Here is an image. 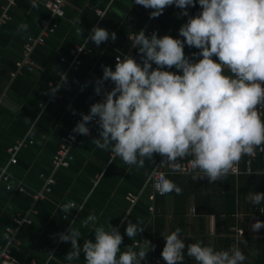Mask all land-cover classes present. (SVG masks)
<instances>
[{"label":"crops","instance_id":"crops-1","mask_svg":"<svg viewBox=\"0 0 264 264\" xmlns=\"http://www.w3.org/2000/svg\"><path fill=\"white\" fill-rule=\"evenodd\" d=\"M46 1L36 0L39 7L33 8L32 0H14L9 9L11 19L1 27L0 172L6 168L12 189L21 184L24 191H7L0 181V251L4 248L21 264H86L83 253L78 260H66L71 242H60L59 234L70 226L79 229L82 236L78 243L82 246L85 240H95V227L103 226L108 230L111 224L123 237L121 251L129 247L139 251L144 246L143 240L154 246H150L141 264H152L154 257H162L163 234H171L176 228L181 229L186 245L199 242L215 251L238 247L246 256L244 264H264V228L258 232L251 228L256 220L264 221L263 205L259 212H254L247 199L249 212H245L242 202L245 211L241 206L233 216L225 215L227 203L223 191L229 187L228 177L234 175L210 183L207 178L193 180L192 176L177 174L179 176L169 180L182 192L157 195L148 178L160 154L154 153L153 159L146 160L142 168L129 166L114 152L102 150L92 142L94 137H99V126L95 122L88 125L90 135H82L80 144L73 149L69 167L53 169L52 157L62 138L73 132L78 115L88 112L96 81L103 75L102 66L115 70V57L126 54L142 63L138 49L128 43V35L144 30L148 36L155 32L158 37L170 35L183 41L179 28L189 17L179 15L181 9L172 5L148 22L145 7L134 4L133 0H71L65 7V16L59 20L58 30L45 44L33 47L30 52L35 70L11 75L22 57L26 37L38 36L40 19L49 16ZM3 3L4 0H0V12ZM201 11L198 0L195 7L188 8L189 16ZM22 24L28 25L27 30H18ZM93 26L105 28L109 33L114 31L117 39L114 42L109 39L99 46L88 42ZM79 47L82 48L77 56L80 65L74 67L72 63ZM199 52L195 47L184 45L185 56L194 62L202 58ZM213 60L219 62L216 56ZM164 70L182 74L175 66ZM225 74L232 75L227 68ZM64 76L66 82L61 83ZM58 83L61 86L57 100L52 101L51 87ZM112 87L110 80L105 82L104 88L111 90ZM18 142L26 145L18 151L16 164L11 165L8 149ZM43 174L54 175L56 182L52 192L36 202L33 195L45 186ZM234 178L238 186V177ZM131 195L135 196L134 201ZM69 201L82 206L83 211L73 208L65 219L61 208ZM88 214H95L97 220L95 224L84 226ZM22 218L31 223L18 228L16 241L9 244L5 228L16 229L14 220ZM128 222L144 227L143 232L129 238L125 232ZM238 228L244 230L242 235L237 233ZM11 258L0 255V264H15ZM183 264L198 262L185 253Z\"/></svg>","mask_w":264,"mask_h":264},{"label":"clouds","instance_id":"clouds-1","mask_svg":"<svg viewBox=\"0 0 264 264\" xmlns=\"http://www.w3.org/2000/svg\"><path fill=\"white\" fill-rule=\"evenodd\" d=\"M136 5L152 9L150 18L163 14L168 6L181 9L179 15L188 20L179 28V35L150 36L144 30L129 37L132 47L138 49L142 63L125 56L117 61L115 70L104 65L94 91L103 99L90 106L88 114L73 128V133L90 135L88 125L95 121L99 137L92 142L100 149L112 151L129 166L142 168L146 160L158 153L166 158L172 172L193 174L192 179L207 178L216 182L237 172L242 156L264 151V121L257 106L264 104V0H198L202 11L189 16L188 8L197 0H133ZM33 8H38L32 0ZM79 20L77 21V23ZM28 25L19 26V31ZM117 39L116 33L93 26L87 40L99 46ZM200 50L198 61L185 56L184 45ZM197 55V54H194ZM218 57L219 62L213 60ZM155 64L157 67L153 68ZM175 66L182 74L164 70ZM225 68L231 76L225 74ZM111 81V90L104 88ZM66 82V76L61 83ZM58 83L52 92L59 90ZM74 111V110H73ZM194 157L189 167H182L178 158ZM204 173L199 175L196 170ZM260 174V173H258ZM161 194L182 189L163 179L154 185ZM254 204L264 201V192L250 194ZM74 201L65 203L61 211L69 214ZM95 214H88L84 226L95 224ZM253 232L264 228V221L251 225ZM144 227L128 222L126 235L136 237ZM95 240H85L81 246L79 229L71 226L58 236L60 242H71L67 261L78 260L83 253L86 264H141L151 245L143 240L139 251L128 248L121 251L123 237L117 227L109 224L93 229ZM181 229L164 235L162 258L166 264H183L185 253L198 264H244L246 256L238 247L229 251H215L201 243L185 244ZM117 253L119 258H117Z\"/></svg>","mask_w":264,"mask_h":264},{"label":"built area","instance_id":"built-area-1","mask_svg":"<svg viewBox=\"0 0 264 264\" xmlns=\"http://www.w3.org/2000/svg\"><path fill=\"white\" fill-rule=\"evenodd\" d=\"M71 0H47L45 5L49 11V16L44 17L40 19L39 26H40V33L38 36H28L26 37L23 45H22V57L20 61L16 64L15 71L11 73V75L19 72H28L31 73L33 70H35V62L32 61L31 58H29L30 52L32 51L33 47H36L37 45H43L46 43V40L54 34L58 28H59V20L62 19L65 16V7L68 2ZM14 5V0H4V3L1 8L0 12V34H1V27L8 23L10 21V14L9 9ZM152 9H146L145 13L148 22H152L154 18H150V12ZM97 15L100 17L102 16V13L100 11L97 12ZM147 34H151V31L146 32ZM135 33H132L128 35V43H130L132 47V43L129 39V37L134 39ZM133 48V47H132ZM137 49V48H133ZM79 53H82V48L79 47L77 51L75 52V60L73 61L72 65L74 67H77L80 65V61L77 59V56ZM125 56H131V55H117L115 57V62L121 61L125 59ZM62 61H65L63 58ZM55 88V86L51 87L52 89ZM106 89V88H105ZM58 96V91L55 93L52 92V97L50 98L52 101H56ZM103 98V95H97L95 92L91 96V103L88 107V112H84L83 114H88L90 111V106L93 103L101 101ZM257 111L260 114L261 120L264 121V104H260L257 106ZM82 119L81 114L78 115V117L75 120V125L78 121ZM95 122V121H93ZM82 135L68 132L65 134V136L62 138L60 145L55 152V154L52 157V167L53 169L57 170L60 168H67L69 167L70 163L73 160V149L77 147L80 144V137ZM26 145L24 142H18L16 144H13L9 149V164L15 165L17 162V153L20 150V148ZM264 147V146H261ZM194 157L187 156L183 159L178 158L177 162L181 164L182 167H189V162ZM237 168V172L235 174L229 173L228 175H234L236 177L240 176L241 174H263L264 175V151H262L260 148L256 149V155L254 157L252 156H242L241 160L239 161V164L235 166ZM199 175H204L202 171L199 169L196 170ZM168 173H174L171 170V165L168 162V160L160 155L159 159L156 161L154 168L152 169L151 174L148 178V183L154 190V192L157 195H163L160 192H158L154 185L163 180L166 179V176ZM175 174H181V175H187L192 176L193 174H184L181 172H175ZM42 179L45 183L44 189L37 193L36 195H33V201H42V199L46 198L48 194H50L53 190V187L55 185L56 179L54 175H45L43 174ZM0 181L3 183L5 189L7 191L16 190L17 192H23L24 188L21 184L17 185L14 189H12L11 184L9 183V175L7 173L6 168H3L0 172ZM131 201H134L135 196H130ZM63 218L67 219L69 218V214H64ZM31 221L25 218L14 220V225L16 229L7 227L5 228V238L8 241L9 244H12L16 241V231L18 228L25 224H30ZM237 233L240 235L243 234V229H236ZM134 245H137V243H134ZM0 255L6 258H11L9 252H7L4 248L0 251ZM15 264H21L19 260H16L14 258H11ZM152 264H166V261L163 260L162 257H154Z\"/></svg>","mask_w":264,"mask_h":264},{"label":"trees","instance_id":"trees-1","mask_svg":"<svg viewBox=\"0 0 264 264\" xmlns=\"http://www.w3.org/2000/svg\"><path fill=\"white\" fill-rule=\"evenodd\" d=\"M264 120V119H263ZM169 174V175H168ZM166 179H172L173 177L179 176L177 174H170L168 173ZM203 176V175H202ZM229 179L226 180V184L228 189L225 187V191H223V196L226 198V214L228 216H233L236 214L237 208L238 211H246L249 212L253 210L254 212H259L260 206L264 204L261 202L260 204H254L251 202V209L249 210L250 206L246 205V201L250 194H254L256 192H264V175L263 174H241L238 176V186H236V181L234 176L228 177ZM235 187V188H234ZM245 209L243 208V205ZM237 203L239 206L237 207Z\"/></svg>","mask_w":264,"mask_h":264}]
</instances>
